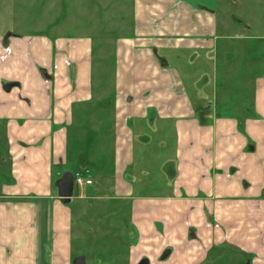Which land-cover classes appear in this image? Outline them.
I'll return each instance as SVG.
<instances>
[{
  "label": "crops",
  "instance_id": "0c3cea01",
  "mask_svg": "<svg viewBox=\"0 0 264 264\" xmlns=\"http://www.w3.org/2000/svg\"><path fill=\"white\" fill-rule=\"evenodd\" d=\"M121 2L105 31L0 38V264H89L91 238L105 264H264L252 26L226 0Z\"/></svg>",
  "mask_w": 264,
  "mask_h": 264
},
{
  "label": "rangeland",
  "instance_id": "374dc122",
  "mask_svg": "<svg viewBox=\"0 0 264 264\" xmlns=\"http://www.w3.org/2000/svg\"><path fill=\"white\" fill-rule=\"evenodd\" d=\"M107 1L116 3L118 0H0V38L11 34L24 36L37 35L38 33L52 37L53 30L59 34L65 32L80 34L83 31L90 33V29L94 27L104 31L108 30L107 15L109 13H107V6L102 3ZM121 1L123 10L120 13L115 10L114 13L119 16L131 13L133 0ZM226 2L224 7L231 9L234 15L237 14L236 16H240L245 20L244 22L252 26L253 29L251 32L249 30L248 36H253V39L250 40L249 38L248 40V51L254 46H260L259 51L255 52L254 58L258 57L263 61L264 24L263 28L261 25L264 19V0H226ZM109 7L111 8L110 12H112L116 6L109 5ZM116 9H119V6ZM70 37L72 38V36ZM229 42L234 47L238 46L239 43L244 44V41L242 42L237 38ZM239 61L242 64L241 67H244V59L241 58ZM236 63V61L232 63L234 67H236ZM238 67L240 68V65ZM123 218L125 219V216ZM129 226V222H126L124 230L129 235L127 241L129 243L133 241L132 244H134V242H138V239L134 232L130 233ZM96 242L97 240L90 239V243L94 244L96 250L95 253L92 252L91 257L90 252L86 251H83L82 255L88 259L89 264H105L112 259V253L104 252L105 247L96 245ZM92 244L91 248L93 247ZM76 247L77 251H80L81 241L76 242ZM161 257L156 264H163L169 260L162 261Z\"/></svg>",
  "mask_w": 264,
  "mask_h": 264
},
{
  "label": "water",
  "instance_id": "95a60500",
  "mask_svg": "<svg viewBox=\"0 0 264 264\" xmlns=\"http://www.w3.org/2000/svg\"><path fill=\"white\" fill-rule=\"evenodd\" d=\"M17 84L10 83L5 86V91L10 92L13 88H15ZM57 188H58V194L61 198L62 202L69 203L71 198L74 194V174L72 172H65L61 178L56 182ZM169 255V252H165L162 256V259L167 258ZM75 264H85V261L83 258H79L75 261ZM141 264H148L147 261H143Z\"/></svg>",
  "mask_w": 264,
  "mask_h": 264
},
{
  "label": "built area",
  "instance_id": "2783aa9c",
  "mask_svg": "<svg viewBox=\"0 0 264 264\" xmlns=\"http://www.w3.org/2000/svg\"><path fill=\"white\" fill-rule=\"evenodd\" d=\"M88 174L89 171L75 173L74 185L75 186L92 185L93 181L89 178Z\"/></svg>",
  "mask_w": 264,
  "mask_h": 264
},
{
  "label": "flooded vegetation",
  "instance_id": "af4514ba",
  "mask_svg": "<svg viewBox=\"0 0 264 264\" xmlns=\"http://www.w3.org/2000/svg\"><path fill=\"white\" fill-rule=\"evenodd\" d=\"M9 37H10V36H8V35L5 36V37H4V41H6Z\"/></svg>",
  "mask_w": 264,
  "mask_h": 264
}]
</instances>
